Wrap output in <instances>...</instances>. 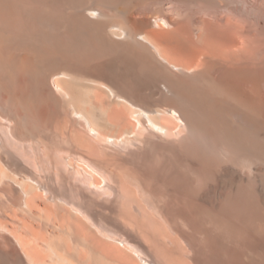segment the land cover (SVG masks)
Segmentation results:
<instances>
[{
  "label": "bare ground",
  "instance_id": "obj_1",
  "mask_svg": "<svg viewBox=\"0 0 264 264\" xmlns=\"http://www.w3.org/2000/svg\"><path fill=\"white\" fill-rule=\"evenodd\" d=\"M0 264H264V0H0Z\"/></svg>",
  "mask_w": 264,
  "mask_h": 264
}]
</instances>
